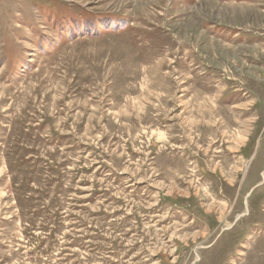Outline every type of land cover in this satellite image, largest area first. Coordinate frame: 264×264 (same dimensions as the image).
<instances>
[{
    "label": "rangeland",
    "instance_id": "374dc122",
    "mask_svg": "<svg viewBox=\"0 0 264 264\" xmlns=\"http://www.w3.org/2000/svg\"><path fill=\"white\" fill-rule=\"evenodd\" d=\"M0 264H264V0H0Z\"/></svg>",
    "mask_w": 264,
    "mask_h": 264
},
{
    "label": "bare ground",
    "instance_id": "6f19581e",
    "mask_svg": "<svg viewBox=\"0 0 264 264\" xmlns=\"http://www.w3.org/2000/svg\"><path fill=\"white\" fill-rule=\"evenodd\" d=\"M200 28V27H199Z\"/></svg>",
    "mask_w": 264,
    "mask_h": 264
}]
</instances>
